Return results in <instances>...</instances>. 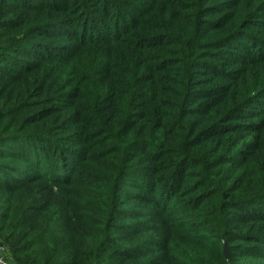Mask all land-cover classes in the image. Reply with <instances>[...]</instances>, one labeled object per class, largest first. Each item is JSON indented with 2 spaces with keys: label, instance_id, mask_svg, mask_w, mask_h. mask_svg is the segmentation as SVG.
Segmentation results:
<instances>
[{
  "label": "trees",
  "instance_id": "1",
  "mask_svg": "<svg viewBox=\"0 0 264 264\" xmlns=\"http://www.w3.org/2000/svg\"><path fill=\"white\" fill-rule=\"evenodd\" d=\"M0 95L18 264H264V0H0Z\"/></svg>",
  "mask_w": 264,
  "mask_h": 264
},
{
  "label": "built area",
  "instance_id": "2",
  "mask_svg": "<svg viewBox=\"0 0 264 264\" xmlns=\"http://www.w3.org/2000/svg\"><path fill=\"white\" fill-rule=\"evenodd\" d=\"M0 264H15L8 258V248L0 243Z\"/></svg>",
  "mask_w": 264,
  "mask_h": 264
},
{
  "label": "rangeland",
  "instance_id": "3",
  "mask_svg": "<svg viewBox=\"0 0 264 264\" xmlns=\"http://www.w3.org/2000/svg\"><path fill=\"white\" fill-rule=\"evenodd\" d=\"M11 1L16 2V0H11ZM1 85H2V84H1ZM8 85H10V84H8ZM6 88H9V86H8V87L6 86ZM0 98H1V99H4V97L1 96V95H0ZM142 219H143V218H141V221L143 222ZM135 221H137V220H135V219H131V218H128V219H125L123 222H124V223H127V224H131V223H134ZM0 243H2L6 248L8 247V245L5 244L1 239H0ZM8 251H9V249H8ZM8 258H9L13 263L18 264L15 260L11 259L10 257H8Z\"/></svg>",
  "mask_w": 264,
  "mask_h": 264
},
{
  "label": "water",
  "instance_id": "4",
  "mask_svg": "<svg viewBox=\"0 0 264 264\" xmlns=\"http://www.w3.org/2000/svg\"><path fill=\"white\" fill-rule=\"evenodd\" d=\"M226 254L227 256H230V248L229 245L226 243Z\"/></svg>",
  "mask_w": 264,
  "mask_h": 264
}]
</instances>
